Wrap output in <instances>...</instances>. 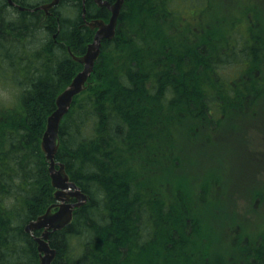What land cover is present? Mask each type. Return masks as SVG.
Returning <instances> with one entry per match:
<instances>
[{
    "label": "trees",
    "instance_id": "obj_1",
    "mask_svg": "<svg viewBox=\"0 0 264 264\" xmlns=\"http://www.w3.org/2000/svg\"><path fill=\"white\" fill-rule=\"evenodd\" d=\"M13 1L0 0V85L11 81L18 98L3 115L0 103V264H41L26 226L56 202L42 137L58 96L83 70L70 50L86 54L95 31L84 25L82 0H61L49 16L19 6L33 10L54 0ZM174 1H125L116 36L104 41L87 88L62 120L56 161L90 200L51 235L53 264H224L206 249L199 253L202 225L196 226L186 200L156 197L137 164L158 141L174 144L175 131L189 135L197 123L216 130L245 114V95L263 94L264 74L253 82L246 76L264 70V39L249 23V16L253 25L258 19L250 3L241 5L235 20V33L245 30L239 43L228 41L225 16L219 24L223 42L199 36L193 46L185 10L196 0L181 9H173ZM85 6L88 21H108L107 8L93 0ZM169 15L192 34H172L160 22ZM229 70L234 76L226 77ZM244 258L239 264H264V236Z\"/></svg>",
    "mask_w": 264,
    "mask_h": 264
},
{
    "label": "rangeland",
    "instance_id": "obj_2",
    "mask_svg": "<svg viewBox=\"0 0 264 264\" xmlns=\"http://www.w3.org/2000/svg\"><path fill=\"white\" fill-rule=\"evenodd\" d=\"M189 2L191 0H175L173 9H181ZM251 2L257 8L258 18L254 28L251 27L264 39V0H196V5L185 10L186 16H191V30L196 35V39L192 37L195 40L193 46L199 36L210 42H223L219 24L225 16L230 21L229 31L232 33L228 41L231 45L239 43L240 32L245 30L240 28L238 33L236 29L235 33L234 29L238 28L235 20L241 5L248 8ZM160 22L183 39L192 34L180 25L179 18L169 15ZM244 41L241 42L246 45L248 42ZM259 70L253 71V78L246 76L247 82L264 74V70ZM225 75L234 76V73L229 70ZM259 80L264 82V78ZM247 82L234 86L235 91L246 86ZM9 84L11 81L0 85L2 115L6 107L18 99ZM262 90L263 94H257L256 98L250 97L251 92L245 95V114L239 116L240 113H236L216 130L197 123L190 129L195 131L196 126L198 130H187L189 135H184L183 129L175 131L174 144L167 146V143L158 141L155 148L145 149L137 164L145 184L156 189L164 199L186 200L191 212L197 216L196 226L202 225L197 237L200 238L199 253L206 249L224 264L244 263V254L264 236V88ZM208 134L210 139H207Z\"/></svg>",
    "mask_w": 264,
    "mask_h": 264
},
{
    "label": "water",
    "instance_id": "obj_3",
    "mask_svg": "<svg viewBox=\"0 0 264 264\" xmlns=\"http://www.w3.org/2000/svg\"><path fill=\"white\" fill-rule=\"evenodd\" d=\"M100 6L106 7L111 11L110 22L104 19H94L88 26L90 29H97L98 36L95 42L88 46L86 55L78 57L73 56L74 60L80 64H85L84 70L78 74L75 81L57 98L56 110L47 120L46 131L42 137V150L46 155V160L50 163V176L52 185L56 189L55 200L47 211L38 217L37 220L30 222L26 226V231L34 235L38 243V250L41 255V264H53L56 258V250L50 245V237L53 233L63 230L74 219L75 210L81 208L89 200V196L73 182L64 164H57L56 157L60 147V126L62 119L69 112L73 100L81 94L87 86L88 77L93 71L95 60L101 54L102 38L113 39L116 34L115 26L121 14L125 0H116L110 4L106 1L97 0ZM54 4H46L40 8L48 15ZM58 166V167H57ZM76 199L75 202H71ZM41 230L40 236H35L34 232Z\"/></svg>",
    "mask_w": 264,
    "mask_h": 264
},
{
    "label": "bare ground",
    "instance_id": "obj_4",
    "mask_svg": "<svg viewBox=\"0 0 264 264\" xmlns=\"http://www.w3.org/2000/svg\"><path fill=\"white\" fill-rule=\"evenodd\" d=\"M60 1H61V0H54V1H52L51 3H48V4H54L53 7H52V9H53L55 6H57V5L60 3ZM87 1H88V0H82L83 6H84V8H83V19H84V21H85L84 25H85L86 27L89 28L88 24H89L92 20H94V19H92V20H90V21L87 20V8H86V6H85V4H86ZM93 1L95 2V4H96L98 7H100V8H104V7H102V6L99 5V3L97 2V0H93ZM102 1H106V2H108V3H110V4H113V3L109 2L108 0H102ZM9 2H10L11 5H15L13 0H9ZM115 2H116V1H115ZM115 2H114V3H115ZM124 4H125V3H124ZM44 5H46V4L39 5V6H37V7H36L35 9H33V10H30V9H28V8H24L23 6H19V8H20V10H22V11H38V10H40V8H41L42 6H44ZM123 6H124V5H123ZM105 8H106V7H105ZM52 9H51V10H52ZM122 9H123V7H122ZM108 11H109V10H108ZM121 11H122V10H121ZM109 12H110V18H109L108 21H106V22H110V19H111V16H112L111 11H109ZM119 18H120V16H119ZM119 18H118V21H119ZM97 19H100V18H97ZM104 20H105V19H104ZM118 21H117V25L115 26V30H116V32H117V27H118ZM94 31H95V36H94L93 41H92L90 44L94 43L96 37L98 36V34H97V29H95ZM115 36H116V34H115ZM106 40H108V39H106V38H102V39L100 40L102 47H103V43H104V41H106ZM109 40H112V39H109ZM90 44H88V46H89ZM88 46H87V47H88ZM102 47H101V51H102ZM87 50H88V48H87ZM86 53H87V52H86ZM70 54L72 55V57H73V56H76V55L72 54L71 50H70ZM84 55H86V54H84ZM84 55H83V56H84ZM73 59H74V58H73ZM98 59H99V58H97V59L95 60V62H94L95 65H96V62H97ZM95 65H94L93 71L90 73V75H89L88 78H90V76H91L92 73L94 72ZM82 66H83V70H84V66H85V64H83ZM83 70H82V71H83ZM82 71H81V72H82ZM81 72H80V73H81ZM77 76H78V75H77ZM77 76H76V77H77ZM76 77L74 78V80L72 81V83L75 81ZM88 81H89V79H88ZM72 83H71V84H72ZM71 84H70V85H71ZM70 85H69V86H70ZM62 93H63V92H62ZM62 93H61V94H62ZM61 94H60V95H61ZM60 95H59V96H60ZM59 96H58V97H59ZM67 114H68V113H67ZM67 114H66V115H67ZM66 115H65V116H66ZM65 116H64V117H65ZM63 119H64V118H63ZM63 119H62V120H63ZM61 123H62V122H61ZM41 146H42V142H41ZM56 162H57V161H56ZM57 164H59V163H57ZM61 164H62V163H61ZM57 167H58V166H57ZM49 175H50V171H49ZM50 177H51V176H50ZM78 186H79V185H78ZM79 187H80V186H79ZM80 188H81V187H80ZM81 190H82V189H81ZM89 200H90V197H89ZM89 200L86 202V204L89 202ZM75 201H76V199H72V200H71V202H75ZM86 204H84L83 206H85ZM83 206H82V207H83ZM82 207H81V208H82ZM38 231H41V230H38ZM26 232H27V231H26ZM35 232H36V231H35ZM35 232H34V234H35ZM27 233H29V232H27ZM29 234H31V233H29ZM31 235H32V234H31ZM32 236H34V235H32ZM54 250H55V249H54ZM56 256H57V251H56ZM55 259H56V258H55Z\"/></svg>",
    "mask_w": 264,
    "mask_h": 264
},
{
    "label": "flooded vegetation",
    "instance_id": "obj_5",
    "mask_svg": "<svg viewBox=\"0 0 264 264\" xmlns=\"http://www.w3.org/2000/svg\"><path fill=\"white\" fill-rule=\"evenodd\" d=\"M251 4H252V6L254 7V4H253V2H251ZM110 18V17H109ZM108 18V19H109ZM249 19H250V21H249V23H251L252 24V26H253V28H254V25H253V20L251 19V16H249L248 17ZM158 194H157V196L158 195H160V193L159 192H157ZM159 197V199H161V200H167V199H164L161 195L160 196H158Z\"/></svg>",
    "mask_w": 264,
    "mask_h": 264
}]
</instances>
